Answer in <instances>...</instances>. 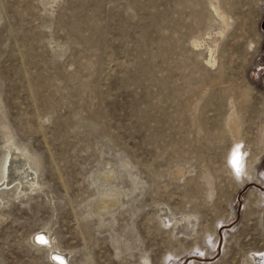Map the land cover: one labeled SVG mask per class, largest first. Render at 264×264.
<instances>
[{"label":"rangeland","instance_id":"rangeland-1","mask_svg":"<svg viewBox=\"0 0 264 264\" xmlns=\"http://www.w3.org/2000/svg\"><path fill=\"white\" fill-rule=\"evenodd\" d=\"M7 142L0 264H264V0H0Z\"/></svg>","mask_w":264,"mask_h":264},{"label":"bare ground","instance_id":"bare-ground-1","mask_svg":"<svg viewBox=\"0 0 264 264\" xmlns=\"http://www.w3.org/2000/svg\"><path fill=\"white\" fill-rule=\"evenodd\" d=\"M210 7L212 8L213 13L221 20V22L223 24H227L226 20H225L226 16L222 15L220 9L214 8L212 4H210ZM192 47L194 48L195 51L201 50V49H199L200 48V42L194 41L192 43ZM209 52H210L209 56H208L209 58H208V60H206V64L209 65L210 67H214L216 61L213 58L211 51H209ZM231 115L232 116H230L231 117L230 120L228 119L229 120L228 125L230 128V131L232 132L233 129H238V125L233 121L236 118L235 112L233 110L231 111ZM5 129H6V127H5ZM7 135L10 137V135L8 133H7ZM7 143H9V142H7ZM10 143H9V147L6 146L8 144L4 145L6 147V149H4V151H5L4 152V160H3L4 163H3V171H2V177H1V180H3V182L2 183L0 182V185H1V187H4V186L7 187L8 185L13 184L15 186L16 190L20 188L19 190L22 193V191L29 190V188L32 187L33 182H34V172H33L32 168H34V169L37 168V165L39 163H38L37 159H35V158L32 159L31 158L32 156L30 157L32 159L31 160L32 162L29 161L30 158L28 159L27 157H29L30 155L26 156V154H25L26 152H23L22 150H18V149L13 148L12 145H10ZM242 156H243V152H242V154H240L239 150L238 151L234 150V152L232 153V156H231V161H232L231 168L233 170H235V169L238 170L239 175H241V176L243 173H241L242 172L241 171V165H240V162H237V158H239V160H240L242 158ZM244 174L249 177V174H247V173H244ZM2 185H4V186H2ZM111 193L105 192L101 195V197L99 196L100 201H98V203H100L101 207L100 206H97V207H99L100 210H110V209H113L115 207V204L117 203V199H114L111 196ZM99 208H97V209L99 210ZM161 221L165 226L172 225V227H173L172 230L175 232L176 236H178L180 233L183 234L184 231L182 230V228L184 226L179 224V220L177 218L173 219L172 224L169 222L168 223L165 222L164 219ZM44 240H45V238L41 235L37 237V241H39L40 243H42ZM54 263L60 264V263H63V260L60 257H56ZM145 264H147V263H145Z\"/></svg>","mask_w":264,"mask_h":264}]
</instances>
